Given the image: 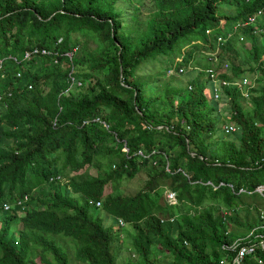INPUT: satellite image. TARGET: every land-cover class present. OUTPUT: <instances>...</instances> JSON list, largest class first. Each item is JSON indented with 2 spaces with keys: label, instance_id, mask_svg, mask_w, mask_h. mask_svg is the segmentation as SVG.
Wrapping results in <instances>:
<instances>
[{
  "label": "trees",
  "instance_id": "trees-1",
  "mask_svg": "<svg viewBox=\"0 0 264 264\" xmlns=\"http://www.w3.org/2000/svg\"><path fill=\"white\" fill-rule=\"evenodd\" d=\"M145 1L0 0V264H221L264 233V0Z\"/></svg>",
  "mask_w": 264,
  "mask_h": 264
},
{
  "label": "built area",
  "instance_id": "built-area-1",
  "mask_svg": "<svg viewBox=\"0 0 264 264\" xmlns=\"http://www.w3.org/2000/svg\"><path fill=\"white\" fill-rule=\"evenodd\" d=\"M262 16V11H259L257 14H255L254 16H251L248 18V20L245 23H242L241 26L245 27L247 25L250 24H255L257 22V20L259 19V17ZM261 31V30H260ZM259 31V33H260ZM211 31L208 30L207 34H210ZM254 33H258V32H254ZM225 34L226 37L224 36H218L217 38V42L219 44H223L227 39H229L232 36V33H228L227 32V28L225 29ZM35 52H38L37 50ZM217 52H219V49L217 50ZM217 52L215 54H213V56L209 57L210 61H216V58H214V56L217 54ZM42 53H47L46 51H43ZM209 54V53H208ZM68 56H70L72 58L71 54H67ZM26 57H29V54H26ZM177 61H180V59H178ZM175 70L172 69L170 73H173ZM211 77H215V73L213 72V70H209ZM258 78V75H254L252 76V79H243V80H239L237 81L235 84L237 86H239L242 91H243V95L245 97L249 96V92L248 90H245V87H248L249 89L254 88L256 86V80ZM221 85L223 86H228L229 83L222 81ZM215 97L218 98L219 97V90L216 89L215 90ZM96 121H99V119H96ZM105 126H107L104 123ZM225 131L226 133H232V132H236V128L228 125L225 127ZM257 192L264 194V186H260L256 189ZM166 198L169 202L170 205H176L178 203L177 200V195L174 192H166ZM97 206H100V203H97ZM6 209H8V207H6ZM120 223H122L120 221ZM225 250L228 251H232L235 252L237 254H229L228 258L226 260L221 261V264H229L228 261L232 260V263L230 264H242L244 258H246L247 256H256L257 255V250H261L262 252H264V237H259V239L257 241L253 240L252 238L248 237L246 239H239L237 240L233 245L226 247ZM235 255V257H233ZM259 264H264V259L262 257H258L257 259ZM228 262V263H227Z\"/></svg>",
  "mask_w": 264,
  "mask_h": 264
},
{
  "label": "rangeland",
  "instance_id": "rangeland-1",
  "mask_svg": "<svg viewBox=\"0 0 264 264\" xmlns=\"http://www.w3.org/2000/svg\"><path fill=\"white\" fill-rule=\"evenodd\" d=\"M150 1L151 0H146L145 1V7L147 9H145V10L143 9L144 10V13H145V15L147 17H149L150 14L152 13V11H151L152 10V4H150ZM128 10L131 13L134 11L132 8H129ZM263 42H264V40H263ZM248 46H250V45L248 44ZM89 47L93 49V48L96 47V45L94 43H91L89 45ZM184 50H183V52H184ZM179 59H180V61H177V59H176V62H181L182 58L180 57ZM152 66H153V70L155 68L156 69L159 68V66H154V65H152ZM208 66H209V54L207 52H205L204 50H202L201 48H199V51L197 52L196 57H195V61L192 64H190V68H194V69H190V70H192L191 71V74H193V76H195V75H197V73L200 70H205V68H207ZM145 70H149V72H152L150 70V68H149V65H147V66L144 65V67L142 68V71H145ZM176 70L177 69H175V71ZM194 72H196V73H194ZM191 74H190V71L189 72L188 71H185L182 74V77L181 78H182V84L183 85H186V82L188 81V76L191 75ZM246 76H248V75H246ZM248 77L250 79H252V76L251 77L248 76ZM204 78L206 79V75H205ZM223 112H225V111H223ZM226 118H227V116L224 117L221 122L225 124ZM224 124H222V126ZM92 171H93V173H95L94 170H92ZM146 178H147V176H145L144 173L141 174V175H138L133 180H130L128 183H125L123 186H120V188L118 189V192L115 191L114 193L115 194H121L123 196H128V195L134 194V193H136L138 191V189H141L144 186V182L146 181ZM62 180H63V183L62 184H64V182L65 183L68 182V180H65V179H62ZM108 190H110V186L108 187ZM262 195H264V194H262ZM108 221H109V219H108ZM125 230H127V232H128V228H126ZM124 236H126V234H123V238H124ZM63 242L64 241H62V243ZM64 246L67 248V250H69L70 254L73 252L72 251V244H70L69 242H64ZM226 247H228V246H226V245L223 246L224 249H226ZM116 248H121V251H118L119 255H118V262H117V264H126L127 259L130 258V257H133V250L131 251L130 249H128L127 247H125V245L122 244V242H118V244H116ZM71 255H73V254H71ZM156 255H157V258H160L161 259V262L162 263L163 262L166 263L165 256H163V254L158 253ZM38 264H40L39 261H38ZM73 264H79V263L76 262V261H74Z\"/></svg>",
  "mask_w": 264,
  "mask_h": 264
},
{
  "label": "crops",
  "instance_id": "crops-1",
  "mask_svg": "<svg viewBox=\"0 0 264 264\" xmlns=\"http://www.w3.org/2000/svg\"><path fill=\"white\" fill-rule=\"evenodd\" d=\"M264 229V228H263ZM260 231V230H259ZM246 237H251L253 238V240L257 241L259 239V237H264V233H258L256 235L253 236V232H251L248 236Z\"/></svg>",
  "mask_w": 264,
  "mask_h": 264
},
{
  "label": "clouds",
  "instance_id": "clouds-1",
  "mask_svg": "<svg viewBox=\"0 0 264 264\" xmlns=\"http://www.w3.org/2000/svg\"><path fill=\"white\" fill-rule=\"evenodd\" d=\"M179 58H180V57H179ZM179 58H177V60H178ZM181 58H182V57H181ZM173 69H174V70L177 69L176 66H174ZM171 70H172V69H171ZM171 70H170V72H171ZM170 74H174V72H173V73H170Z\"/></svg>",
  "mask_w": 264,
  "mask_h": 264
}]
</instances>
